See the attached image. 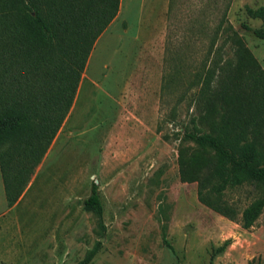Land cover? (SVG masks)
<instances>
[{"label": "rangeland", "instance_id": "obj_1", "mask_svg": "<svg viewBox=\"0 0 264 264\" xmlns=\"http://www.w3.org/2000/svg\"><path fill=\"white\" fill-rule=\"evenodd\" d=\"M264 0H121L95 43L73 105L42 162L13 206L0 167V264L264 263V213L250 229L202 204L181 161L197 153L184 139L200 77L224 44L229 23L264 68L262 25L249 9ZM234 46H225L232 55ZM99 184L104 223L84 208ZM243 206L252 199L240 191ZM232 196L237 197L238 193ZM166 239L172 244L169 247Z\"/></svg>", "mask_w": 264, "mask_h": 264}, {"label": "trees", "instance_id": "obj_2", "mask_svg": "<svg viewBox=\"0 0 264 264\" xmlns=\"http://www.w3.org/2000/svg\"><path fill=\"white\" fill-rule=\"evenodd\" d=\"M120 7L121 0H0V167L9 206L22 197L57 136L95 43ZM249 12L262 25L244 28L264 39V6ZM216 43L196 96L212 126L205 130L198 117L191 119L184 139L198 151L181 161L180 173L197 181L202 204L250 229L264 213V68L233 24L225 29L224 44ZM227 44L234 50L224 57ZM242 190L253 194L246 206ZM84 208L106 230L95 181ZM231 243L229 238L214 248L210 264ZM100 244L76 264H90Z\"/></svg>", "mask_w": 264, "mask_h": 264}]
</instances>
